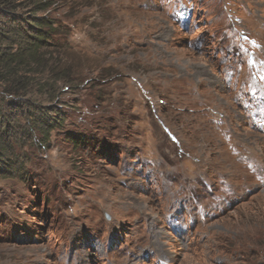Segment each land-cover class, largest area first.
Listing matches in <instances>:
<instances>
[{
	"label": "rangeland",
	"instance_id": "374dc122",
	"mask_svg": "<svg viewBox=\"0 0 264 264\" xmlns=\"http://www.w3.org/2000/svg\"><path fill=\"white\" fill-rule=\"evenodd\" d=\"M0 1V264H264V0Z\"/></svg>",
	"mask_w": 264,
	"mask_h": 264
},
{
	"label": "trees",
	"instance_id": "16d2710c",
	"mask_svg": "<svg viewBox=\"0 0 264 264\" xmlns=\"http://www.w3.org/2000/svg\"><path fill=\"white\" fill-rule=\"evenodd\" d=\"M1 3V1H0ZM49 7L48 3L36 5L34 13L46 11ZM12 6L0 5L2 9H10ZM28 32L5 30V27H0V75H14L17 69L29 65L30 63H39L41 55L44 54L45 49L52 46L50 40L52 33L55 31L54 22L46 16H29ZM15 35L18 37L17 48L9 49V47L2 46V41L6 40L7 35ZM13 46V44H12Z\"/></svg>",
	"mask_w": 264,
	"mask_h": 264
},
{
	"label": "bare ground",
	"instance_id": "6f19581e",
	"mask_svg": "<svg viewBox=\"0 0 264 264\" xmlns=\"http://www.w3.org/2000/svg\"><path fill=\"white\" fill-rule=\"evenodd\" d=\"M258 169V168H257ZM264 177V176H263ZM264 179V178H263ZM84 261V260H83Z\"/></svg>",
	"mask_w": 264,
	"mask_h": 264
}]
</instances>
